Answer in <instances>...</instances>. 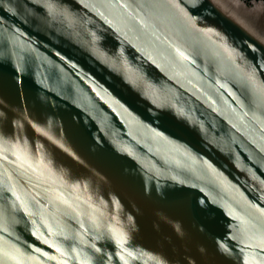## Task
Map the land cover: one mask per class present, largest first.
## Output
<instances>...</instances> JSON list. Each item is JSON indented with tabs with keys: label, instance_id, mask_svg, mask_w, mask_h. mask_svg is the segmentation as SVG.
<instances>
[{
	"label": "water",
	"instance_id": "95a60500",
	"mask_svg": "<svg viewBox=\"0 0 264 264\" xmlns=\"http://www.w3.org/2000/svg\"><path fill=\"white\" fill-rule=\"evenodd\" d=\"M0 264H264V0H0Z\"/></svg>",
	"mask_w": 264,
	"mask_h": 264
},
{
	"label": "trees",
	"instance_id": "16d2710c",
	"mask_svg": "<svg viewBox=\"0 0 264 264\" xmlns=\"http://www.w3.org/2000/svg\"><path fill=\"white\" fill-rule=\"evenodd\" d=\"M249 1V0H248Z\"/></svg>",
	"mask_w": 264,
	"mask_h": 264
}]
</instances>
